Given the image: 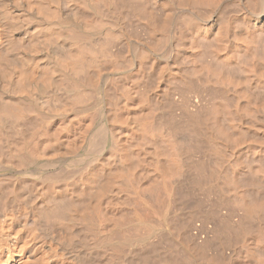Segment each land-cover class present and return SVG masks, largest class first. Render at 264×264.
Instances as JSON below:
<instances>
[{"label":"bare ground","instance_id":"1","mask_svg":"<svg viewBox=\"0 0 264 264\" xmlns=\"http://www.w3.org/2000/svg\"><path fill=\"white\" fill-rule=\"evenodd\" d=\"M129 20L155 44L115 54ZM181 79L211 105L171 115ZM263 80L264 0H0V264H264L263 131L220 124Z\"/></svg>","mask_w":264,"mask_h":264},{"label":"rangeland","instance_id":"2","mask_svg":"<svg viewBox=\"0 0 264 264\" xmlns=\"http://www.w3.org/2000/svg\"><path fill=\"white\" fill-rule=\"evenodd\" d=\"M234 7H235V8H234ZM234 7H233V8H234L235 10H237L238 7L244 8L243 6H239V5H236V6H234ZM233 8L230 10V12L233 11V12H232V16H233V15H234V16H235V15H238L237 13H239V12L242 13V11H243V9H241V11H240V10H239L240 8H238L239 11L237 10V13H236V11H234ZM154 11H155V13L157 12L156 14H159V13H160V12L158 13L157 10H153V12H154ZM153 12L151 13L152 15L150 14L151 16H153ZM230 12L228 11V14L231 15ZM240 13H239V14H240ZM156 14H154V16H155ZM150 15H148V18L153 19ZM159 15H160V14H159ZM149 16H150V17H149ZM155 18H156V16H155ZM157 18H158V16H157ZM159 18H160V16H159ZM159 18H158V19H159ZM158 19H157V20H158ZM154 20H156V19H154ZM133 21H134V20H132V24H133ZM126 22H127L128 25L126 24ZM126 22L123 24L122 29H123L124 27H127V28H128V29H126V31H127V30L130 29L129 27L132 28V26H133L134 24H135V27H136V28L134 27L135 29H134V28H133V30L130 29L129 32H127V36L130 35V36H131V39L129 38V36H128V38H127V36H126V38H125L124 35H126V32L124 31L125 34L122 35V36H124L123 40H122V41H118V42L115 44V46H114V47H115V51H114V52H116L115 54H119V55H120V53H121V54H123V55H124V54L126 55V54L128 53V56H130V54H129V53L131 52V49H130V48H132V46H133L134 44H135V45H142V46H143V45H148V44L151 45V43H148L149 41H150V42L152 41V44H155V43H153L155 40H153V37L150 36L149 32H148V35H145V34H144V33H146L144 30L147 29V28H144V26H142V27L144 28V29H143V28L141 27L142 30L144 31V32H142V31H140L141 28L139 29V27H137L139 24H137L136 22H134L133 25L131 24V21H130V20H129V23H128V21H126ZM129 24H130V25H129ZM124 25H126V26H124ZM128 26H129V27H128ZM137 29H139V30H137ZM134 30H136L135 32L139 31L141 34L138 33V32L135 33V34H133ZM146 31H147V30H146ZM130 32L133 34V38H132V34H130ZM136 34H137V35L140 34V35L142 36V42H141V38H140L141 36L138 37ZM146 34H147V33H146ZM135 36H137V37H135ZM134 37L137 39L136 41L133 40ZM144 37H147V39H148V40L150 39V40L148 41V40L145 38V39H146V41H145V40H143ZM148 37H149V38H148ZM124 39H125V41H124ZM138 39H139V40H138ZM154 39H155V38H154ZM131 40H132V41H131ZM139 41H140L141 43H138ZM125 42H126V43H125ZM132 42H133V45H132ZM134 42H136V43H134ZM145 42H146V44H143V43H145ZM123 43H124V45H123ZM117 44H118L119 46H121L122 48H119V46H117ZM125 44H126V46L128 45V46H127V49H128V50H126ZM123 47H125V48L123 49ZM116 49H117V51H118L119 53H117ZM113 50H114V49H113ZM124 50H126V53H122V51L125 52ZM123 55H121V56H123ZM181 65H182V64H181ZM183 67H184V66H183ZM183 67H180L179 74L182 72L181 69H183V71H184V68H183ZM183 75H184V72H183L182 76H183ZM180 76H181V75H180ZM147 80H149V82H148L149 84H147V85H149V86L153 85V80H152V79H147ZM151 80H152V82H150ZM166 80H167V79H166ZM170 80H171V79H170ZM181 80H182V79H181ZM181 80H178V81L181 82ZM183 81H184V84H185L186 86L181 87V86H182L181 84H183V83H182ZM188 81H189V82H192V81H195V80H192V81H191V80H186V81H185V80H182L181 83H179V82L177 83V82H176V83H177V86L174 85V84H176L175 82H171V83H170V81H169V83H170L171 85H169V83L166 82V84H163V85L161 86L162 89L160 88V89L163 91L162 94H161V90L158 89V92L160 91L159 93L161 94V95H160V94L158 93L159 96L164 95V92L166 91V92H165L166 97H165V95H164L163 97H164L167 101H166V100L164 101L165 104H163V106L165 107V106H167V105H168V106L171 105V107L169 106V108H170V113H172V112L174 111L171 115H173V114L176 112V110H177V111L179 110V112L182 111V110H184V109H182V108H186V106H187V108L185 109V111H186L187 109L189 110L190 107H191V109L193 110V107H192V105L190 104L191 102H189V100H188L190 96L193 97V98H192V103L196 102L197 104H199V103L197 102V100H198V101L200 100V101L203 103V105L206 104V106H208L209 104L211 105V101H212V102L214 101L215 98L209 101L211 95L215 94L214 92H210L209 89H208L207 87H204V86L202 85V82H200L199 87L196 86V85H198V82L201 81V80H199V81L197 80L196 83H195V82H194V83L192 82L193 84H195V87H194V88L192 87V86H194V85H193L192 83L188 84ZM185 82H186L188 85H187ZM145 83H147V82H145ZM151 83H152V84H151ZM263 83H264V80H263ZM141 84H142V83H141ZM179 84H180V85H179ZM184 84H183V85H184ZM191 84H192V85H191ZM166 85H167V86H166ZM190 85H191V88H190V89L193 88L192 90H190V89L188 90V89H187V86L190 87ZM263 85H264V84H263ZM153 86H154V85H153ZM153 86H152V87H153ZM178 86H179V87H178ZM200 86H201V87H200ZM163 87H164V88H163ZM165 87H167V88L165 89ZM169 87H170V88H169ZM174 87H175V88H174ZM180 87H181V88H180ZM184 87H186V89H185ZM189 87H188V88H189ZM196 87H198V88H200V89L196 90V89H197ZM202 87L204 88V89H203L204 91L207 90L208 92H207V91L204 92V91L201 89ZM172 88H173V89H172ZM176 88H179V89H180V90L177 89V90H178V91H177L178 93H180L181 89L184 88L185 91H186V90L189 91V92H188L189 94H188V93H185V91H181V93H182L181 95H182L183 97L180 96V98L178 99V97H179L180 94L178 95V93H177V95H175V94H176V92H175V91H176ZM206 88H207V89H206ZM164 89H165V90H164ZM167 89H168V90H167ZM174 89H175V90H174ZM194 89L196 90V92H198L199 97H198V94H197V93H194V91H195ZM252 89H253V88H252ZM252 89H247L248 91H247L246 89L243 90V91H245V94H246V95L248 94V98L250 97V99L254 100V99L258 96V94H259L258 92H259V91H260V94H259V95H261V96H258V98H259V97L262 98L263 95L261 94V92L264 93V87H263V89H262L263 91H262V90L254 91V90H257L258 88H257V89L255 88V89H253V90H252ZM169 90H170V91H169ZM171 90H172V92H171ZM249 90H250L251 92H250ZM173 91H174V92H173ZM187 91H186V92H187ZM200 91H201V92H200ZM246 91H247L248 93H246ZM252 91H253V93H252ZM168 92H169V93H168ZM191 92H192V93H191ZM203 92H204V93H203ZM255 92H257L258 94L255 93ZM172 93L175 95V96H173L174 98L172 97ZM200 93H202V95H200ZM205 93H211V95L207 94V95H208V96H207ZM212 93H213V94H212ZM249 93H250V95H252V94H254V93H255L256 95L254 94L255 96H254V98H253V95H252V97H251V96H249ZM185 94H186V96H185ZM191 94H193V95L195 94V96H196V95H197V96L195 97V96H193V95H191ZM203 94H204V95H203ZM187 95H188V97H187ZM176 96H177V97H176ZM202 96H204V98H203ZM205 96H207L209 99L207 98L206 101H205V100L203 101V99L206 98ZM175 97H176V99H175ZM197 97H198V99L196 100ZM200 97H201V98H200ZM159 98H160V100H162V97H159ZM164 98H163V99H164ZM171 98H173V99H171ZM181 98H183V99H181ZM185 98H186V99H185ZM194 98H195V99H194ZM211 98H212V97H211ZM258 98H257L256 100L259 101L260 98H259V99H258ZM169 99H170V101H169ZM184 99H185V101L187 100V101L189 102V103H188V102L185 103V104H187L186 106H185V104H181V103L178 101V100H180V101H182V103H184V102H185V101H183ZM201 99H202V100H201ZM172 100H173L174 102H176L177 104H176V103H173V104H174V105H173V104H172V102H173ZM193 100H194V102H193ZM256 100H255V101H256ZM261 100H262V99H261ZM263 101H264V96H263ZM162 102H163V100H162ZM169 102H171V103L169 104ZM201 102H200V104H202ZM204 102H206V103H204ZM207 102H208V104H207ZM209 102H210V103H209ZM178 103H179L180 105H179ZM240 103H241V104H237V105H236L237 113H236V111H235V114H236V117H235V118H236V120H234V121L236 122V121L238 120V123H240V122L242 121V122H241V125H242L243 127L245 126L246 128L249 129L248 134L243 133L241 129H237V128H235L236 126H234V123H232V122H230V124L232 125V126H230L227 118H224V117L221 118V120H220V121H221L220 124H221L222 127L225 126V127H224L225 130H226V129H229V130H227V131H229V132L231 133L232 136H238V135L243 136L242 138H244L245 142H243V144H242L241 146L244 148V146L246 147L247 144H248L250 141H252V140L255 141V140L260 139V136H259V133H260V132L263 131V135H264V130H263V129H264V124H261L259 121H257V120L254 119V118H250V117H248V115H247V112H248V106H247V105L245 106V102H244V103H243V102H240ZM177 105H178V106H177ZM168 106H167V108H168ZM175 106H177V107H175ZM180 106H182V107L180 108ZM244 106H245V107H244ZM172 107H173V108H172ZM174 107H175V109H176V108H177V109H176V110H173ZM229 107H231V105H230V106L227 105V110H228V112H229L231 115H233V114H232V111H231L230 109H228ZM171 108H172V112H171ZM179 108H180L181 110H180ZM179 112H176L175 115L178 114ZM237 117H238V119H237ZM239 118H240V119H239ZM224 119H227V120H224ZM223 120H224V123H223ZM239 120H240V122H239ZM234 121H233V122H234ZM243 121H244V122H243ZM250 121H251V122H250ZM225 122H226V123H225ZM208 123H210L211 125H212V124H215V123L212 122V120H211V122H208ZM227 123H228V124H227ZM243 123H245V124L247 123V124L245 125V124H243ZM249 123H250V124H249ZM210 124H208L209 126L207 125L208 128H210V129H209V130H210V133H209V134H210V136H212V135H213V137L215 136V138L218 140V142H217V147L219 146L220 152H221L222 154H224V155L227 153V155H228V154H229V151H234V149H233V147H232L233 144L230 143V142H227L228 139H227V138L224 139V136H225V135L223 136V134L218 130V128H214V129H213V126H214V125L211 126ZM224 124H225V125H224ZM226 124L229 125V126H227ZM260 124H261L262 126H261ZM223 125H224V126H223ZM249 125H250V126H249ZM215 126H216V125H215ZM247 126H248V127H247ZM255 126H256V127H255ZM216 127H217V126H216ZM227 127H229V128H227ZM233 127H234V129H233ZM249 127H251V128L253 129V130L251 129L253 132L250 130ZM211 128H212V129H211ZM231 128H232V129H231ZM256 128H257V129H256ZM258 128H260V129H258ZM236 129H237V131H236ZM261 129H262V130H261ZM232 130H233V132H232ZM240 130H241V131H240ZM257 130H260V131H257ZM234 131H235V132H234ZM238 131H239V132H238ZM249 132H250L251 134H250ZM218 133H219V134H218ZM220 133H221L222 135H221ZM254 133H255V134H254ZM256 133H257V134H256ZM244 134H245V135H244ZM249 134H250L251 137L248 136ZM218 135H219V136H218ZM254 135H255V137L258 138V139H255ZM210 136H209V137H210ZM216 136H217V137H216ZM247 136L249 137V139H250V138H252V139H251L250 141H247V140H249ZM257 136H258V137H257ZM219 137H221L220 140H219ZM253 137H254V138H253ZM226 139H227V140H226ZM246 139H247V140H246ZM225 140H226V141H225ZM220 141H221V142H220ZM222 141L227 142L228 145H229V147L225 148L224 144H226V143H223ZM246 141H247L248 143H247ZM221 143H222V144H221ZM221 146H222V147H221ZM223 146H224V148H225L226 153H225V151L223 150V149H224ZM229 148H230V149L232 148V149L230 150ZM245 149H246V148H245ZM245 149H244V150L240 149V151H241V152H242V151H246ZM228 150H229V151H228ZM222 151H223V152H222ZM235 151H237V150H235ZM237 152H239V150H238ZM241 152H239L240 154H238V153H236V154H238L237 156H240V155H241V157H242V155H243V157H242L241 159H242L244 165L247 167V166H249V162L245 159V158H246V157H245L246 155L243 154L244 152H242V153H241ZM263 157H264V156H263ZM244 159H245V160H244ZM263 160H264V158H263ZM246 161H247V162H246ZM247 163H248V164H247ZM250 164H251V163H250ZM263 164H264V161H263ZM247 168H248V167H247ZM219 182H220V181H219ZM219 182H218V183H219ZM222 183L224 184V182H222ZM220 184H221V182H220ZM220 184H217V186H215V189H214V190L217 189L215 192H214V190H211V189H210V190H207V192H208L209 194H211V195H209V194H208V195H205V192H206V191H205V192H200V193H198L200 196L197 195L196 199H194V201H195V202H194L195 205H196V204H197V205H199V204L203 205V202H204V205H205V204H207V201H209L208 203H212L213 201H215V200L217 199V194H216V192H218V194H219V192H220V190H218V188L221 187V186H218V185H220ZM223 184H222V187H224ZM217 187H218V188H217ZM226 187H227V188H226ZM228 187H229V185L227 184V185H225V189H223L226 193H228L226 190H230V188H232V186H230L229 188H228ZM232 189H233V188H232ZM210 191H211V192H210ZM207 192H206V194H207ZM203 194H204L205 196H204ZM215 194H216V195H215ZM202 195H203V196H202ZM212 196H213V197H212ZM199 197H200V198H199ZM203 197H204V198H203ZM208 198H211V200H209ZM212 198H213V199H212ZM206 200H207V201H206ZM196 201H197V202H196ZM198 201H199V202H198ZM205 201H206V202H205ZM217 201H218V200H217ZM215 202H216V201H215ZM213 203H214V202H213ZM213 203H212V204H213ZM216 203H217V204H216V207H217V206H221V207H217V208L215 207V208H213V211H212L211 215H213V216L216 217V218L218 217L217 220H219L220 222H226V223L230 224V223H231L230 221H232V219H235V218H236L235 215H234L235 213H234V214L231 213L232 215H231V214H228L230 211H233V210H231V209H228L229 212H228V210H227V212H226V209H227L226 207H228V204H226V205H225V204H221V205H219L220 203H218V202H216ZM195 205H194V206H195ZM224 205H225V206H224ZM223 206H224V207H223ZM225 208H226V209H225ZM228 208H230V207H228ZM220 209H221V210H220ZM222 210H223V211H222ZM225 212H226V213H225ZM214 213H215V214H214ZM224 214H225V215H224ZM200 215H201V214H200ZM200 215H199L198 217H201V216H203L204 214L201 215V216H200ZM218 215H219V216H218ZM229 215H230V216H229ZM220 216H221V217H220ZM231 216H233L234 218L231 217ZM196 217H197V216H196ZM196 217H195V218L193 219V221H192V222L194 223V220H195V225L198 224L197 222H198V221L200 222L201 219H202V218H201L200 220H197L198 218L196 219ZM203 217H204V216H203ZM231 218H232V219H231ZM263 218H264V216H263ZM228 219H229V220H228ZM202 220H203V219H202ZM263 221H264V220H263ZM229 222H230V223H229ZM193 223H192V224H193ZM263 224H264V222H263ZM193 226H194V225H193ZM235 239H236V237H235ZM232 244L235 245L234 242H232ZM230 245H231V244H230Z\"/></svg>","mask_w":264,"mask_h":264}]
</instances>
